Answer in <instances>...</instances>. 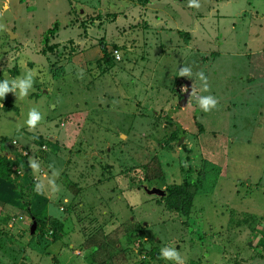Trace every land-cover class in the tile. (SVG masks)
I'll return each mask as SVG.
<instances>
[{"label": "rangeland", "instance_id": "obj_1", "mask_svg": "<svg viewBox=\"0 0 264 264\" xmlns=\"http://www.w3.org/2000/svg\"><path fill=\"white\" fill-rule=\"evenodd\" d=\"M198 2L0 0V80L35 72L27 95L0 97L17 170L0 178V264H175L163 247L264 264V0ZM205 162L220 167L210 193ZM184 182L185 213L143 188Z\"/></svg>", "mask_w": 264, "mask_h": 264}, {"label": "clouds", "instance_id": "obj_2", "mask_svg": "<svg viewBox=\"0 0 264 264\" xmlns=\"http://www.w3.org/2000/svg\"><path fill=\"white\" fill-rule=\"evenodd\" d=\"M187 6L190 8H199L198 0H187ZM35 72L33 70H28L25 74L21 77H17L12 80L4 79L0 80V97L4 96V93L8 91L14 92L18 89V96L23 97L27 95L28 90L32 87L33 83V76ZM180 75L190 76L191 69L189 67H182L180 69ZM200 80L203 83V90L207 91L208 86L206 83V77L203 73L197 74ZM198 105L201 110L204 112L209 111L211 108H214L217 104L216 99L211 95L200 96L197 98ZM41 114L36 108H31L27 112L26 120L24 121L25 125L29 128H33L37 125V123L41 120ZM30 167L34 170L39 168V164L36 160H31ZM52 184V181H49ZM41 188L40 184L36 185V189L39 190ZM53 190H55V186L53 185ZM160 257L164 260L174 261L175 264H184V258L174 249L170 247H163L160 249L159 253Z\"/></svg>", "mask_w": 264, "mask_h": 264}, {"label": "trees", "instance_id": "obj_3", "mask_svg": "<svg viewBox=\"0 0 264 264\" xmlns=\"http://www.w3.org/2000/svg\"><path fill=\"white\" fill-rule=\"evenodd\" d=\"M204 161V160H203ZM205 168H207V172L200 181V185L198 186V191L200 193H210L214 190V187H216L217 181H218V175L220 171V167L217 164L214 163H208L205 162L204 165ZM16 165L13 166L9 158L6 156V154L1 153L0 154V178H3V180L12 179V177H17V170ZM188 184L182 183L180 186H171L168 189L164 190L165 194L164 196L160 197H166L174 200V203L172 205L175 206L176 210L179 213H185L186 208L189 205V202L191 201V193L187 190ZM171 205V206H172ZM21 206H24V203H21ZM47 231V230H46ZM56 230H53L51 232H54L52 235L49 236L45 235L46 233H40L38 235L39 240L36 241V244L41 247L42 249L47 248L53 240L58 239V236L55 234ZM264 250V249H263ZM158 252L154 250V254L156 255Z\"/></svg>", "mask_w": 264, "mask_h": 264}, {"label": "water", "instance_id": "obj_4", "mask_svg": "<svg viewBox=\"0 0 264 264\" xmlns=\"http://www.w3.org/2000/svg\"><path fill=\"white\" fill-rule=\"evenodd\" d=\"M180 142H181V140H180ZM143 188L150 195L164 196V194H165V191L164 190H161V189L156 188V187H153L151 189H147L146 187H143Z\"/></svg>", "mask_w": 264, "mask_h": 264}, {"label": "crops", "instance_id": "obj_5", "mask_svg": "<svg viewBox=\"0 0 264 264\" xmlns=\"http://www.w3.org/2000/svg\"><path fill=\"white\" fill-rule=\"evenodd\" d=\"M2 10H5V7H4V6H2ZM3 199L6 201V199H7V196H6V197H4ZM3 204H4V203H3Z\"/></svg>", "mask_w": 264, "mask_h": 264}, {"label": "flooded vegetation", "instance_id": "obj_6", "mask_svg": "<svg viewBox=\"0 0 264 264\" xmlns=\"http://www.w3.org/2000/svg\"><path fill=\"white\" fill-rule=\"evenodd\" d=\"M157 196V195H156Z\"/></svg>", "mask_w": 264, "mask_h": 264}]
</instances>
